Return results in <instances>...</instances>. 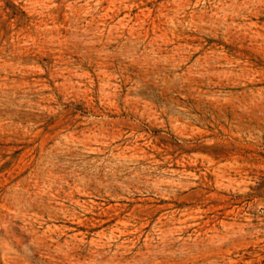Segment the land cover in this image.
I'll list each match as a JSON object with an SVG mask.
<instances>
[{
	"label": "rangeland",
	"instance_id": "rangeland-1",
	"mask_svg": "<svg viewBox=\"0 0 264 264\" xmlns=\"http://www.w3.org/2000/svg\"><path fill=\"white\" fill-rule=\"evenodd\" d=\"M0 264H264V0H0Z\"/></svg>",
	"mask_w": 264,
	"mask_h": 264
}]
</instances>
